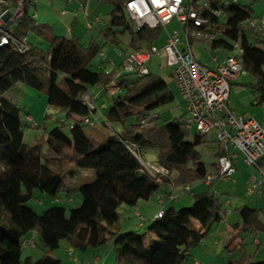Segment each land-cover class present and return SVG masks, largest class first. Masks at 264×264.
I'll use <instances>...</instances> for the list:
<instances>
[{
  "label": "trees",
  "instance_id": "obj_1",
  "mask_svg": "<svg viewBox=\"0 0 264 264\" xmlns=\"http://www.w3.org/2000/svg\"><path fill=\"white\" fill-rule=\"evenodd\" d=\"M125 1H109L112 10L108 14V25L98 31L104 45L122 53L146 51L157 46L161 28L136 30L122 11ZM205 1L210 9L221 11L218 18L195 7L212 29L222 30L223 37H216L209 44L210 49L230 53L234 44L240 46V64L253 80L246 86L257 95V104H264V41L261 40L264 32L256 33L243 26L253 18L252 9L235 4L226 7L223 0ZM33 21L26 12L13 29V37L27 38L28 32L34 30ZM36 32L48 44L46 51L31 44L30 50L23 54L9 47L0 49V231L3 233L0 264H22L23 241L19 239L34 236L40 242L43 255L32 263L27 257L26 264H61L60 260L50 257V253L58 249L62 241L80 253L103 248L112 242L113 264H183L203 233L208 232L213 223L221 221V217L218 219L219 200L214 195L201 193L192 195L190 209L169 204L163 208L161 218L146 222L147 230L154 237L149 238V235L146 239L140 230L119 232V207L133 208L159 191L124 142L134 145L139 157L140 154H153L155 163L168 170L175 188L182 190L201 183L209 174L197 151L204 143L203 137L194 135L193 141L187 142L189 132L178 122L181 116L162 125H157L155 116L147 125L150 127L140 126V118L174 101L173 93L150 71L127 84L120 80L126 75L120 76L122 95L107 97L111 102L105 105L103 113L110 124L120 126L117 136L106 134L96 138L88 134L82 120L90 110L82 97L96 86L105 88L115 72L104 75L91 70L92 61L102 51L93 40L83 46L74 36L48 35L45 29ZM123 37L127 38L124 48ZM250 37L256 39L251 41ZM17 84L44 94L48 106L64 112L70 122L69 134L56 127L44 131L34 143H25V130H38L39 126L28 123L27 117L22 124L20 110L4 100V94ZM130 118H135L136 123L126 126ZM73 168L94 173V180L76 191L81 198L79 206L68 211L61 205L52 206L41 215L27 207L34 190L54 200L67 192L64 179H74ZM212 170L217 171L216 163ZM66 200L70 202L71 198L66 196ZM201 203H204L205 214L197 229L191 219ZM246 211L247 224L264 232V227L256 222V209L246 208ZM3 217L7 218L6 227L1 225ZM144 225L145 222L141 228ZM145 242L150 243L153 250H147ZM36 248L34 243L33 249ZM247 264H264V261Z\"/></svg>",
  "mask_w": 264,
  "mask_h": 264
},
{
  "label": "built area",
  "instance_id": "obj_2",
  "mask_svg": "<svg viewBox=\"0 0 264 264\" xmlns=\"http://www.w3.org/2000/svg\"><path fill=\"white\" fill-rule=\"evenodd\" d=\"M38 1L0 0V49L9 47L20 54L30 50L27 38L16 39L13 37V29L26 14L27 9L29 7L34 8ZM65 1L67 4L78 3V9L83 16H88V5L91 0ZM195 7L199 11L206 10L215 17H221V11L210 9L205 0H126L122 4L123 13L136 30L143 27L149 30H154L157 27L164 29L175 19L182 25L183 34L175 31L166 33L162 46H152L146 51L116 52L120 59L118 68L111 60H107L106 66L102 68L105 70L104 75L115 71V81L105 88L94 87L95 96L88 92L82 97L83 102L90 110L89 115L82 120L83 125L86 128L103 125L110 129V123L103 113L105 105L101 104L98 107L95 104L98 96L101 94L109 97L122 95L119 87L120 76L133 75L142 78L148 75V65L152 58L162 59L164 66L172 71L171 76L180 102L183 104L184 114L178 119V122L184 130L193 131L194 135L200 137H205L213 132L215 141L220 147V153L216 158L217 171L207 174L202 184L211 187L215 183L229 181L235 173L237 156L241 155L243 163L255 172L249 177L245 187L246 196L261 198L264 196L262 194V186H264V129L248 115H236L228 104L231 83L238 77L247 75L240 64L239 58L242 55V50L238 44H234L232 52L236 54L232 55L230 52L220 64H216L215 56L212 57L211 62L216 64L213 69L199 64L191 51L192 41L209 45L216 39V35L209 21L200 16ZM60 15L65 16L66 12L61 11ZM76 16L74 14L73 19ZM31 19L34 20L35 16L32 15ZM99 22L100 19L96 17L86 24V28L92 29ZM243 26L256 33L264 32V17L249 19ZM202 27L206 29L200 30ZM67 33L72 34L69 29H67ZM98 56L103 61L106 58L103 51ZM158 68L161 69L162 67L158 66ZM261 106L264 107V104ZM154 117V115H149L140 118V126H147ZM26 120L32 126L36 125L30 117H27ZM124 145L138 160L143 172L164 193V200L168 204H177V189L168 170L155 162L142 161L134 145L126 142ZM182 193L191 194L190 187H184ZM224 204L226 207L230 206L229 199H226ZM226 214L228 215L229 212ZM162 215L163 208L158 211L153 219L161 218ZM136 216L142 226L143 218L139 215ZM221 222H224L223 218ZM255 244L259 245V242H255ZM21 246L22 248L33 249V237L25 239ZM192 264L197 263L193 262Z\"/></svg>",
  "mask_w": 264,
  "mask_h": 264
},
{
  "label": "rangeland",
  "instance_id": "obj_3",
  "mask_svg": "<svg viewBox=\"0 0 264 264\" xmlns=\"http://www.w3.org/2000/svg\"><path fill=\"white\" fill-rule=\"evenodd\" d=\"M110 0H91L88 5V16L84 17L83 14L78 9V3L67 4L65 0H39L35 7H29L27 9V16L31 18L32 15L35 16L33 21L34 30L28 32L27 39L29 44L33 47L46 51L48 49V44L44 41V39L37 34V30L45 29V32L48 35L53 36H64L70 37L74 36L78 38L83 46H87V44L93 40L98 45L101 46L102 51L104 52L106 58L112 57L115 62H118V57H116L111 51L108 45H104L100 35L98 34L99 29H103L105 25H108L109 17L108 14L112 10V5L109 4ZM226 7H229L231 4H235L241 7H250L253 11V18L264 17V0H223ZM61 11H65L66 15L61 16ZM76 14V18L73 19V15ZM96 17L100 19L99 24L92 29H87L86 24L91 22ZM67 29H69L72 34L67 33ZM178 32L179 34H183V28L180 23H178L175 19L171 21V23L166 26L164 29H161L160 39L157 44H160L165 38L166 33ZM217 39L222 38V30L217 32L216 29H213ZM70 35V36H69ZM256 39L255 37H250V40L253 41ZM122 48L126 47L127 38H121ZM127 51V50H126ZM191 51L195 58L199 60V62L203 65L211 66V58L213 55L224 54L225 52L222 50H211L207 43H197L192 44ZM235 52H232V55H235ZM108 60V59H107ZM102 58L97 56L91 63V70L97 73L104 74V71L101 68ZM158 66L162 68L159 69ZM149 71L157 76H159L162 80V86L170 90L174 95V101L171 104L160 107L156 109L152 115L158 118L157 125H162L165 122H170L174 119H178L180 116L184 114V108L180 102V97L178 95L177 89L174 85V81L172 79V71L169 68L164 66V62L161 59L152 58L149 65ZM115 72V71H114ZM116 72L111 82L115 81ZM138 78L136 76L130 75L122 77L121 83L127 84L135 82ZM251 80L250 77L245 78V81ZM109 85V84H108ZM107 85V86H108ZM89 93L95 96V92L93 90H89ZM108 95H104V98L98 99L96 101V106H100L101 104L109 105L110 99L107 98ZM4 100L8 101L15 107H17L21 112L22 124L25 123V114L26 111L29 110L31 112L30 119L33 120L36 125L39 126L38 130L30 131L25 130L24 141L27 144L34 143L35 139L40 138L43 132H49L56 127H60L62 131L68 135L69 134V121L65 118V113L61 110L50 107L47 105L46 96L41 93L34 92L30 88L24 86L23 84H17L14 88H12L9 92L4 94ZM45 116V117H44ZM136 123L135 118H130L126 122V126L133 125ZM262 128H264V120L261 121ZM146 126V128L150 127ZM112 131H111V130ZM110 129L103 125H96L91 128H86V132L96 138H101L106 134H113L120 132V126L115 124H110ZM112 132V133H111ZM194 132H189V136L186 139L187 142L191 143L194 139ZM203 144L197 148L198 153L201 157V162L206 166L207 170L212 171V165L216 162L215 152H216V144H215V135L214 133H210L207 136L203 137ZM142 151L140 150V153ZM141 160L146 162L155 161V156L151 153L148 154H140ZM74 174V179L69 180L68 178L64 179V184L66 186L65 193L58 196L56 200L44 196L39 191L34 190L32 193L31 200L27 203V207L32 209L37 215H41L46 209L52 206H63L67 211L73 208H76L81 203L80 195L76 192L79 187L84 184L90 183L94 180V173L90 170L73 168L71 171ZM255 172L252 168H248L242 164L241 157L236 163V173L232 176L229 181L219 182L213 184L211 187H206L201 183L191 185L192 192L196 195L201 193H206L208 195H213L214 192L216 198L219 200L220 204V214L218 219L221 217V213L226 209H230V207H225L224 202L226 199L231 201V207H241L239 211H244L246 206L249 209H256V222L261 227H264V197L261 199H257L256 197H247L245 193V187L247 178L249 175H254ZM180 191H176L179 196ZM262 194H264V186H262ZM161 196L160 191H157L153 194L149 199L150 207L155 208V199L157 196ZM181 198L179 199L178 204L174 206L176 208H185L190 209L193 204L192 195L180 194ZM66 196L71 198L69 202L66 200ZM164 197V193H163ZM146 203L142 201L141 204ZM166 203V202H164ZM163 203V204H164ZM151 209V208H150ZM204 210V206H202ZM134 209L122 205L120 206L119 213V223L122 226L126 222H128L127 226H131L135 223V218L133 217ZM238 211V212H239ZM217 219V220H218ZM217 222V221H216ZM213 223L211 226V233L216 232V237H204V242L202 247H193L187 257L186 261L183 264H191L192 260L196 259L199 264H236L241 257L240 264H247L251 261H264V232L258 231L253 232V227H247L245 231L242 233L243 245L239 250L229 252L227 249H224L222 245V241L224 239L223 235L226 233V225L224 222ZM1 225L3 227L7 226V218L3 217L1 221ZM119 226V225H118ZM126 226V227H127ZM125 226L124 230H128ZM139 233L141 236L146 239L150 235V237H154L146 227L144 229H140ZM2 231H0V237L2 236ZM144 234V235H143ZM220 235V236H219ZM214 238L219 240L218 244H215ZM34 243L37 247L36 249L23 248L21 262L25 263V259L28 257L30 263L36 261L43 255V250L40 246V242L36 236H34ZM20 242L24 241L23 238L19 239ZM259 241L260 246L257 247L255 242ZM110 243V242H109ZM107 244V247H110L111 244ZM205 243V244H204ZM198 245V244H197ZM145 246L147 250H153V247L150 243L145 242ZM207 248V249H206ZM93 250H88V253H91ZM84 254L80 252L73 251L66 241H62L59 245V248L50 253V257L56 258L61 261V264H75L73 258L76 260V264H87L89 263V258H85ZM107 264H113V253L110 256Z\"/></svg>",
  "mask_w": 264,
  "mask_h": 264
},
{
  "label": "crops",
  "instance_id": "obj_4",
  "mask_svg": "<svg viewBox=\"0 0 264 264\" xmlns=\"http://www.w3.org/2000/svg\"><path fill=\"white\" fill-rule=\"evenodd\" d=\"M261 40L264 41V33H262ZM164 41H165V38H164V40L162 42H160V44H157V46H159V47L162 46ZM197 43L198 42H196V41H192V44H197ZM192 44H191V46H192ZM110 50L114 51L113 54L117 57L116 52H118V50L113 49V48H110ZM213 51H215V50H213ZM228 54H229L228 52H225L224 54H219V55L216 54V55H213L212 57L215 56L216 57V64H220L225 59V57ZM107 59L111 60L114 63L115 67L118 68L119 63H120V59L119 58H118V60H119L118 62H115L112 57H108ZM107 59H105L104 61L102 60L103 62L101 63V68H104V66H106ZM195 59H196V61L199 64H201L197 58H195ZM216 64L212 63L211 66H207V65H203V64H201V65L205 66V67H207L209 69H213ZM247 77H248L247 75L243 76V77H238L235 81H233L231 83L229 99H228L229 108L236 115L246 114L249 117L253 118L260 125V127L262 128L261 121L264 120V107H262L259 104H256L257 95L254 94L246 86L247 84L252 83L253 80L250 78L251 80L246 82L245 78H247ZM91 90L94 91V89H91ZM94 92L96 94V91H94ZM101 98L105 99L104 95L101 94V95L98 96V99H101ZM182 106H183V104H182ZM26 117H31V112L29 110L26 111L25 118ZM262 129H264V128H262ZM30 131H34V130H30ZM215 144H216V152H215L214 156H215V158H217L218 154L220 153V147L218 146L216 141H215ZM239 156L241 157L242 164L245 165L243 163V158H242L241 155L237 156V161L239 159ZM237 161H236V163H237ZM152 162H155V161H152ZM248 168H250V167H248ZM213 172H214L213 170L211 172L209 171V173H213ZM235 173H236V164H235ZM250 176L251 175H249L248 178H247L246 185L248 183V180H249ZM190 189H191V194L190 195H195L192 192V188L191 187H190ZM159 191L161 193V196L158 195L156 197V199H155L156 207L155 208L150 207L149 200L146 203H143V204H141V202L137 203L136 206L132 208V209H134L133 217L135 218V223L132 224L131 226H127L129 221L126 222L124 224V226L125 227L127 226L126 228L128 230H124L123 229L124 226L119 224V227H118L119 232H121V233H123V232H133V231H137V230H140V229H144V227H146V225H147L146 222L152 220L154 218V216L158 213V211H160V209L169 206V204L164 200L163 192L161 190H159ZM178 191H180L179 192V196H178V202H179V199L181 198L180 194H185V193H182V190H179V189H178ZM212 194L214 195V197H216L214 192ZM250 197H255V196H250ZM262 197H264V196H262ZM261 198H257V199H261ZM159 201H161V202H159ZM164 202H166V203H164ZM178 202H177V204H178ZM202 206H204V203H201L194 210V213H193L192 219H191L192 223L195 225V227L197 229L200 227V221H201V219L203 218V216L205 214L204 210L202 209ZM224 206H225V204H224ZM228 207H230V209L229 210L225 209L224 212H222V214H221V219L223 218L224 223L226 225V230H225L226 233H225V235H223L224 239L222 241V245H223L224 249H227V251L233 252V251L239 250L242 247L243 240H242V236L241 235H242V233L245 231V229L247 227H252V225L251 224H247L248 213L246 211V208H247L246 206H244V208H245L244 211H239L241 209V207L232 208L231 207V201H230V206H228ZM227 212H229L228 215L226 214ZM136 215H139L140 217H142L144 222H145V225L142 228H141V225L139 224V221H138V218H137ZM220 222H216V223H220ZM253 229H254L253 232H255V233L258 232L257 229H255V228H253ZM205 236L206 237L207 236L216 237L217 234H216V232H212L211 233V229L208 232L203 233L202 239L198 243V245H196V247L205 246V245H203V242H204L203 239H204ZM149 238H150V236H149ZM151 240H152V238H151ZM153 241H154V239H153ZM214 241H215V244L219 243V240H216V238H214ZM256 242H259V241H256ZM109 244H111L110 247H107V245H106L103 248H99V249L93 250L91 253H88V250L86 252L82 253V254H84L83 256L85 258L87 257V258L90 259L89 263H87V264H107L108 260L110 259L111 254L113 253L112 242H110ZM240 261H242L241 257L235 263L236 264H240L241 263ZM72 262H74L76 264V260L74 258H73ZM192 262H196L197 264H199V262H197L196 259L192 260ZM232 262H230V264H232Z\"/></svg>",
  "mask_w": 264,
  "mask_h": 264
}]
</instances>
